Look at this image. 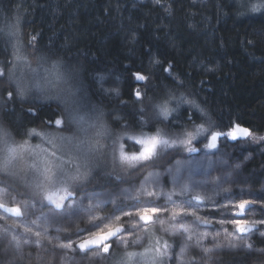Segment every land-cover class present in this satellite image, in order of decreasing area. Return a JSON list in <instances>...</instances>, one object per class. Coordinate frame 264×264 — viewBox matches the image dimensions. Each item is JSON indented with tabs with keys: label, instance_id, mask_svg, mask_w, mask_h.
<instances>
[{
	"label": "snow or ice",
	"instance_id": "obj_1",
	"mask_svg": "<svg viewBox=\"0 0 264 264\" xmlns=\"http://www.w3.org/2000/svg\"><path fill=\"white\" fill-rule=\"evenodd\" d=\"M240 7L246 8L244 14L264 15V0H241ZM16 27L9 23L0 33L12 38ZM13 61L11 66L0 64V81L7 78L12 89L0 102L6 105L34 95L57 101L60 112L17 133L0 123V241L7 240L14 253L9 264H23L25 247L38 250L35 264H56L57 250L59 264H200L195 255L189 256L192 248L207 257L203 264H211L216 251L250 252L252 237H264V193L253 196L242 188L225 187L232 180L225 167L228 161L213 159L221 141L264 142V136L239 123H217L195 100L174 93L153 102L150 113L141 107L138 119L114 116V130L104 121L103 111H85L77 69L67 70L62 61L48 63L44 57L33 67L15 46ZM20 66L27 71L18 77ZM132 76L136 81L148 79L139 71ZM106 91L119 96V89ZM135 97L142 102L139 89ZM28 113L33 121L39 118V106ZM34 139L38 143H31ZM104 156L112 164L106 175L113 178L105 191H84ZM164 156L179 158L169 160L164 172L149 171L138 185L132 181L120 187L128 182L115 173L117 168L131 175L155 167ZM212 171L220 175L211 179ZM165 175L171 177V188L161 182ZM257 209L261 216L249 218ZM145 235L154 236V243L145 246ZM209 237L211 247L204 244Z\"/></svg>",
	"mask_w": 264,
	"mask_h": 264
},
{
	"label": "trees",
	"instance_id": "obj_2",
	"mask_svg": "<svg viewBox=\"0 0 264 264\" xmlns=\"http://www.w3.org/2000/svg\"><path fill=\"white\" fill-rule=\"evenodd\" d=\"M240 4L241 0H0V28L17 25L12 38L0 33V64L11 66L15 46L27 61L44 57L48 63L62 61L67 70L77 69L85 111H103L104 121L114 130V116L138 119L141 107L150 113L153 102L174 93L195 100L217 123H239L264 136V15L244 14L246 8ZM153 59L160 63L153 64ZM137 71L148 79L136 81L132 73ZM1 82L3 91L12 90L7 78ZM108 89H119V96ZM137 89L142 102L136 100ZM33 105L39 106L34 121L28 113ZM59 112L53 101L0 104V119L14 133L39 126L41 118H55ZM230 142L250 154L238 170L252 175V181L257 176L252 193H264L259 190L264 142ZM172 158L164 156L155 167L131 175L126 168L115 173L128 183L138 181L150 169L167 168ZM103 160L84 191L104 190L113 178L106 175L112 171L110 158ZM212 242L209 237L204 244L211 247ZM251 243L250 252L216 251L211 264H264V237L256 233ZM2 246L0 264H9ZM37 252L25 255L23 264H35ZM194 255L200 264L207 259L201 252Z\"/></svg>",
	"mask_w": 264,
	"mask_h": 264
},
{
	"label": "rangeland",
	"instance_id": "obj_3",
	"mask_svg": "<svg viewBox=\"0 0 264 264\" xmlns=\"http://www.w3.org/2000/svg\"><path fill=\"white\" fill-rule=\"evenodd\" d=\"M30 62V61H28ZM32 63V66L35 67L36 66V63L35 62H31ZM26 69L23 67V66H20L16 69V75L19 77L23 74H26ZM4 82H1L0 81V96L2 94V91H3V88L4 87ZM7 83V82H5ZM81 87V86H80ZM3 93L7 94V88L3 91ZM4 94V95H5ZM81 96H83V92H82V88H81V93H80ZM27 102H46L44 100H40V99H37L35 98V96H28L25 98ZM47 101H53L54 103L58 104L57 101L55 100H47ZM2 102H0L1 104ZM0 123L5 124V121H2L0 119ZM29 127V126H28ZM26 127V128H28ZM17 139H21V137L18 138L17 136ZM31 143L35 144V143H38V140H32ZM107 157V156H105ZM109 158V157H107ZM176 158H179L178 156H173L172 160L176 159ZM219 158H222V159H225L228 161V165L225 166L227 168L228 171H231L232 172V180L230 181V183L228 184H225L224 186L225 187H233V189H235L236 191H239L241 188L244 189V191L246 193H251L253 196L255 195H259V194H254L252 192L256 191V190H252V185L256 180H257V176L254 177V180L252 181V178L251 177L252 175H249V174H246L244 171L242 172H239L238 168H235V165H239V167H241L242 165H244L246 163V161H248L250 159V154L246 151H240V150H236L235 149V145L233 143H231L230 141H227V142H224V141H221L219 143V148H218V151L216 153V156L213 157V159H219ZM103 162V157L99 158V166H100V162ZM18 168H22L23 166L22 165H18L17 166ZM166 168L164 166H161V167H158V169H150L147 171V173L149 171H159V172H164ZM96 173V172H95ZM147 173L145 175H143L138 181H135V183L138 185L143 179L144 177L147 175ZM218 175H220V172L219 171H212L211 173V179H215ZM260 177H261V181H262V185H261V182H259V190H263L264 191V164L261 166L260 168ZM201 177L200 176H197L196 179H200ZM161 182L164 183L166 185V188H171V177L170 176H162L161 177ZM129 186V183H126V184H121L120 187H128ZM102 191H105L104 190H96V192H102ZM91 192V191H89ZM211 194V193H209ZM218 198V197H217ZM86 203V201H85ZM165 203V201L162 199L161 200V204ZM39 207V205L37 206ZM44 211H47V209H44ZM37 215H39V211H37L36 213ZM248 216L249 218H252V217H260L261 216V212L257 209V210H254L253 212H249L248 213ZM35 217H29V221L31 219H34ZM4 223V221L0 220V225H2ZM167 225H165L166 227ZM81 227H84V225H81ZM219 226L216 225V228H218ZM230 227V226H229ZM156 228L159 229L160 228V224L159 222H157L156 224ZM214 230H215V227H214ZM50 234L51 235H56V233L52 230H50ZM63 235L62 234V238H63ZM162 235V234H161ZM147 235H145V238H144V243L145 246H147L149 244V241L151 240L153 243H154V240H155V237L154 236H151V235H148L149 239L147 240L146 239ZM72 239H76L75 235L72 236ZM192 245L195 244V240H193L192 242H190ZM213 244V242H212ZM211 244V245H212ZM0 245L3 247V254L5 256V258L10 261L14 255V253L12 252V250L10 248L7 247V240H3V241H0ZM210 247V246H208ZM36 249L35 247H32V248H28V247H25L24 249V257L26 258L25 255H29V252H31L32 250ZM37 250V249H36ZM38 251V250H37ZM177 251H179V249H177ZM25 252H27L25 254ZM195 253H200V251L198 249H195V248H192L190 249L189 251V256H193ZM32 254V253H31ZM34 254V253H33ZM46 255V254H45ZM49 255H51V252L48 253V259H49ZM59 255H60V252L58 251L57 252V262L59 263ZM26 259H24L25 261ZM111 261H95V264H110ZM175 264V263H174Z\"/></svg>",
	"mask_w": 264,
	"mask_h": 264
}]
</instances>
